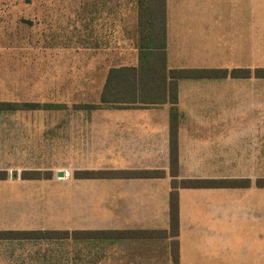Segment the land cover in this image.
Listing matches in <instances>:
<instances>
[{
    "label": "crops",
    "instance_id": "0c3cea01",
    "mask_svg": "<svg viewBox=\"0 0 264 264\" xmlns=\"http://www.w3.org/2000/svg\"><path fill=\"white\" fill-rule=\"evenodd\" d=\"M263 22L264 0H166L167 67L228 71L264 67ZM108 28L107 41L97 36L66 40L65 56L70 68L65 71V83L78 87L84 94L98 93V101L89 98L65 102L63 109L48 107L55 103L51 59L54 49L48 46V39H27L24 44L28 46L24 47L19 42L18 46H0V101L41 105L34 109L0 110V171L8 174L0 180L1 218L11 210L8 205L15 202L24 204L21 212L28 213L36 208L41 211L38 205H47V188H52L49 182L52 184L54 180V166L48 161L55 149L54 111L70 105L101 104L100 94L109 69L137 64L136 35L132 45L119 47L117 28L114 35L109 24ZM76 55L82 60L70 62ZM23 67L30 71H22ZM263 80L251 75L178 81L179 178L247 179L235 187L179 189L180 264H183V221L212 219L215 203L220 204L224 223L220 241L222 251L228 252L231 246L243 242L245 235L238 223L237 227L230 226L229 220L237 219L244 227L247 218H255L256 205L262 203L263 187L257 180L264 171ZM75 110L65 121L63 148L68 154L85 157L83 161L88 163L108 158L109 165L72 168L166 172L160 178L75 179L87 189L103 193L95 200L107 205L111 214L109 226L82 230L168 229L170 104L141 107L110 104ZM22 171H50L51 175L23 179ZM84 180L109 182L81 183ZM206 228L210 230L204 233L207 245L213 230ZM55 241L84 245L89 255L87 264H171L169 237L0 240V262L53 264L57 258ZM76 256L83 258L79 253ZM63 260L65 249L61 254Z\"/></svg>",
    "mask_w": 264,
    "mask_h": 264
},
{
    "label": "rangeland",
    "instance_id": "374dc122",
    "mask_svg": "<svg viewBox=\"0 0 264 264\" xmlns=\"http://www.w3.org/2000/svg\"><path fill=\"white\" fill-rule=\"evenodd\" d=\"M135 16L136 0H0V46L20 44L24 47L28 46L24 44V41H28L27 39H48V46L54 49L51 55L54 102L65 108V102L68 104L89 98L91 101H98V93L95 95L93 91H90L89 94H84L78 87L65 83V71L70 68L67 67L65 42L72 39L77 41L84 36L105 37L107 41L109 24L112 35L117 28L118 46L129 47L136 35ZM110 20L113 22L109 23ZM262 38V51H264V27ZM73 59L81 61L82 57L76 55L70 58V62ZM120 63L121 61H118V64ZM22 71L30 70L23 67ZM70 106L64 110L54 111L53 114L55 149L53 157L49 155L48 161L54 166V180L52 184L49 182L52 188H47V205L44 207L38 205L41 211L36 208L29 210V213L21 212V206H25L24 204L15 202L8 205L11 210L3 218L0 217V230H73L109 226L111 214L106 208L107 205L95 200L103 193L94 191L92 188L87 189L85 184H78L79 181L73 176L75 169L72 168L75 166L108 167V158L101 157L88 163L83 161L86 160L85 157L68 154L65 151L63 148L65 121L76 112L75 106ZM59 170L63 172L62 176H57ZM262 176L264 177V171ZM108 182L109 180H84L81 183L106 184ZM104 190L100 189V191ZM214 206L212 219L183 221V264H264V188H262V203L256 205L254 219L247 218L244 227L237 219H234L236 222L232 221V218L229 220L230 226L237 227L238 223L240 229H244L245 235L244 241L231 246L228 252L222 251L220 241L221 226L224 224L221 219L220 204L215 203ZM206 227L213 230V237L207 245L204 233L205 231L209 233L210 230ZM204 247L207 250H204ZM53 248L57 257L53 264H87L88 251L84 245L62 244L55 241ZM62 249H65V261H61ZM78 253L83 258L76 259Z\"/></svg>",
    "mask_w": 264,
    "mask_h": 264
},
{
    "label": "trees",
    "instance_id": "16d2710c",
    "mask_svg": "<svg viewBox=\"0 0 264 264\" xmlns=\"http://www.w3.org/2000/svg\"><path fill=\"white\" fill-rule=\"evenodd\" d=\"M166 0H136L134 31L138 48L136 65L109 69L102 87L101 104H77L75 108H97L114 105L117 107H141L161 103L170 104L169 115V226L165 230H0V240L16 239H110V238H170L171 264H180L179 250V189L215 188L240 186L247 179L222 178H179L178 170V112L177 88L180 79H220L230 77L264 78V67L251 71L248 68H168L165 52ZM41 105L34 102H1V109H34ZM54 109L63 106L53 103ZM40 171H22L23 179H37ZM163 170H75L76 179L110 178H160ZM6 171H0V180L6 179ZM264 188V177L257 180Z\"/></svg>",
    "mask_w": 264,
    "mask_h": 264
},
{
    "label": "water",
    "instance_id": "95a60500",
    "mask_svg": "<svg viewBox=\"0 0 264 264\" xmlns=\"http://www.w3.org/2000/svg\"><path fill=\"white\" fill-rule=\"evenodd\" d=\"M63 172L61 170L57 171V176H62Z\"/></svg>",
    "mask_w": 264,
    "mask_h": 264
}]
</instances>
